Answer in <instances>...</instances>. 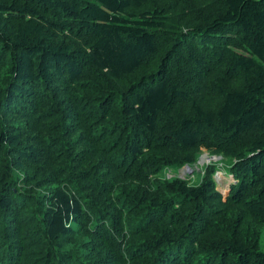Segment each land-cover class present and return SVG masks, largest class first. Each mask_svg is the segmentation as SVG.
<instances>
[{"label":"trees","instance_id":"16d2710c","mask_svg":"<svg viewBox=\"0 0 264 264\" xmlns=\"http://www.w3.org/2000/svg\"><path fill=\"white\" fill-rule=\"evenodd\" d=\"M207 149L196 182L166 177ZM264 0H0V264H264Z\"/></svg>","mask_w":264,"mask_h":264},{"label":"rangeland","instance_id":"374dc122","mask_svg":"<svg viewBox=\"0 0 264 264\" xmlns=\"http://www.w3.org/2000/svg\"><path fill=\"white\" fill-rule=\"evenodd\" d=\"M217 165L218 171L215 175V178H217V181L223 182V180L227 181L228 183H222L219 187V191L223 192L224 194L228 195L230 192L228 191L229 188L228 184L234 183V180L232 178H229L226 176V168H228L229 161L223 160L222 158L219 159V157H212L211 154L208 152L207 149L204 148L203 154L198 159V164L195 167H192L191 172H187L186 168L182 169H169L166 171V177L169 178L172 177H178L186 181H193L196 182L198 179H201V176L204 173V168L207 165ZM261 250L264 251V232L262 235V243H261Z\"/></svg>","mask_w":264,"mask_h":264},{"label":"water","instance_id":"95a60500","mask_svg":"<svg viewBox=\"0 0 264 264\" xmlns=\"http://www.w3.org/2000/svg\"><path fill=\"white\" fill-rule=\"evenodd\" d=\"M185 168L187 172H191L192 170V167L190 165L186 166ZM228 191H230V189Z\"/></svg>","mask_w":264,"mask_h":264}]
</instances>
